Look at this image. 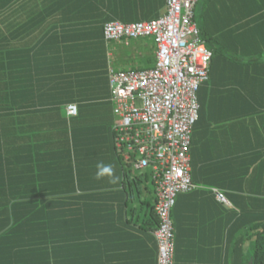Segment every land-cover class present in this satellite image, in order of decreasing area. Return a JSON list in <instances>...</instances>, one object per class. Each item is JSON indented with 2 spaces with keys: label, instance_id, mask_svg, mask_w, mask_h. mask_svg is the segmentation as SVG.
Segmentation results:
<instances>
[{
  "label": "crops",
  "instance_id": "crops-1",
  "mask_svg": "<svg viewBox=\"0 0 264 264\" xmlns=\"http://www.w3.org/2000/svg\"><path fill=\"white\" fill-rule=\"evenodd\" d=\"M204 1L203 23L214 34L228 33L245 22L246 28L262 30V37L230 42L232 55L212 60L208 78L197 92L198 118L189 149L194 188L177 194L171 209L173 264H239V197L251 196L248 202L258 206L264 203V0ZM99 3L78 8L59 0H5L0 12L5 52L0 53V60L5 61L7 88L20 89L22 97L16 105L21 111L6 104L4 120L6 124L18 122L21 112L39 108L33 113L35 122L50 125L53 121L58 126L57 137L47 135L44 140L62 152L72 146V156L81 159L76 162L78 178L62 184V203L69 209L63 206L56 220L64 226L65 217H70L69 264H156L154 185L149 170L129 173L115 156L107 79L113 54L99 30L110 14L121 20L153 19L164 13L165 0H136L115 8L109 0ZM139 40L122 44L120 51H131L125 58L141 59L148 53L155 59L152 40ZM51 88L56 93L49 103L32 102ZM69 103L76 104L75 115L67 114ZM256 107L260 109L255 113ZM63 136L66 146L59 142ZM101 139L100 146L91 144ZM98 161L114 165L117 183L94 179ZM81 188L87 190L88 199L76 196ZM217 192L226 202L217 199ZM65 231L59 233L64 240L60 255L67 251Z\"/></svg>",
  "mask_w": 264,
  "mask_h": 264
},
{
  "label": "built area",
  "instance_id": "built-area-1",
  "mask_svg": "<svg viewBox=\"0 0 264 264\" xmlns=\"http://www.w3.org/2000/svg\"><path fill=\"white\" fill-rule=\"evenodd\" d=\"M198 0H165L157 18L103 25V38L122 41L149 37L154 41L153 68H108L113 112L114 144L134 169H147L153 181L158 224L156 264H173L171 209L177 194L192 190L189 147L197 120V90L208 78L211 51L199 36L193 19ZM75 104L66 105L71 114ZM226 202L221 192L216 193Z\"/></svg>",
  "mask_w": 264,
  "mask_h": 264
},
{
  "label": "trees",
  "instance_id": "trees-1",
  "mask_svg": "<svg viewBox=\"0 0 264 264\" xmlns=\"http://www.w3.org/2000/svg\"><path fill=\"white\" fill-rule=\"evenodd\" d=\"M100 1L101 0H59L62 4L75 5L78 6V8L86 5L91 8L100 6ZM134 1L136 0H109V4L111 8H115L116 5H121L122 7L125 3L131 4ZM5 7V0H0V12L3 11ZM110 15L109 18L102 22L99 30L105 46H108L110 41L106 42L103 38L102 30L104 23L112 20L121 22L145 21L135 18H123L121 20L114 14ZM121 15L126 14L121 13ZM157 17L156 14L154 18ZM245 25L246 23L244 22L241 23L238 28L230 30L228 33H226L227 31H223L217 32V34L206 29L205 23H201V25L197 27L199 35L203 33L208 35L209 38H212L213 46H211V48L206 46L211 51L208 71H210L213 59L232 55V51L229 47L233 44L230 42L237 40L244 41L247 40L248 37H262V30H259L256 26L246 28ZM0 32L3 34L1 37L2 43H0V48H2L0 49V53H4V27L0 29ZM252 33L254 36L251 35ZM200 38L204 41L202 37ZM61 41L62 44H64L63 40ZM117 42L127 43L128 41L125 42V40H122ZM152 42L154 43L153 40ZM217 42L220 44L219 46H217ZM4 63V60H0V264H60V261L69 264L70 217L69 215L65 217L66 223L64 226H61V222L59 223V221L56 224V220L60 219V210L63 206H65L64 208L66 211L69 209L68 205H63L64 203H62V201L64 202V197L61 196L64 192L62 184L63 182H68L70 178H78L76 171L79 167L76 165L77 158L74 155L72 156V146H69L67 152H62L61 150H54V147L49 144V141L44 140V137L46 138L47 135L49 137L55 136L58 132V126H56L52 120L51 124L47 126L40 124V122H35L32 117H34V114H36L34 112L38 111L39 108H31L30 110L33 109V112H21L17 116L18 122L6 124L4 120L6 104H10L12 109L16 111H21V109H16V105L18 101L20 102L22 95L20 89L18 91H13L10 85L7 88ZM109 67L112 66L110 65ZM123 70L138 69L131 68ZM263 79L262 77V81ZM53 91L54 89L51 88L47 92L37 94L39 98L37 100L33 99L34 101L32 102L34 104L49 103V97H52L53 93H56ZM23 94L24 96L29 95ZM33 97H35V94H33ZM109 100L112 103L111 109L113 112L114 102L111 100L110 90ZM12 103L15 107H13ZM259 109L260 108L256 107L254 112H258ZM23 120H27V122L23 123ZM116 120L117 118L113 120V123ZM110 133L113 150L120 166L123 170H125L124 167L134 169L129 160L123 159L122 152L117 150L113 140L112 129ZM61 141L63 145H68L67 142H65V136H63L59 142ZM79 190L82 192L76 195L78 199H88L87 190L85 191V189L82 188ZM98 196H100V194H98ZM114 197H116V195H114ZM250 197L251 196H248V198L239 197V203L236 205L239 211L238 262L239 264H264V203L259 206L258 204L250 203L248 202L252 199ZM69 198L70 197H67L66 203H68ZM73 200H75L76 203L77 199L73 198ZM81 227L82 232L86 230L83 225V220L81 221ZM63 228L66 229V236L64 238L68 245L67 251L65 250V252H62L60 255L58 249L60 244H63L62 241L64 240L60 238L59 233Z\"/></svg>",
  "mask_w": 264,
  "mask_h": 264
},
{
  "label": "rangeland",
  "instance_id": "rangeland-1",
  "mask_svg": "<svg viewBox=\"0 0 264 264\" xmlns=\"http://www.w3.org/2000/svg\"><path fill=\"white\" fill-rule=\"evenodd\" d=\"M205 1L203 0V2H201V0L195 4L194 6V21L195 23L197 24V27L201 25V23L204 22V8H205ZM153 3H151V9H153ZM148 17H153V16H146V17H143V19H146ZM200 37H202L205 41V45L208 47V48H211V46H213V43H212V38H209L208 35H205L203 33H201L199 35ZM142 38V37H140ZM147 38V37H145ZM149 38V37H148ZM206 39V40H205ZM129 41V43L133 44V43H138L140 42L141 40H139V38L137 39H129L127 40ZM122 44H124V42L120 43V42H117V41H110L108 43V47H109V50L112 51L111 53L113 54V56H111V59H110V65L114 68V69H117L118 67L122 68V69H137V68H141L142 66V63L143 65H145V67H149V68H153L154 65H155V59H153V55L152 54H146L144 55L143 58L140 59V57L138 56H131L133 58H128L126 59L125 56L126 54L127 55H130V50L127 51V53L125 51H120L121 47H122ZM120 51V52H119ZM121 59V60H120ZM142 69V68H141ZM145 69V68H143ZM105 113H110V111H105ZM111 116L112 118L116 119L117 116L114 115V113L112 112V109H111ZM47 126V125H46ZM66 127V126H65ZM68 131L70 130L69 127L67 128ZM103 143V140H99V141H91V144L96 147V146H100L101 144ZM113 146V145H112ZM82 150V153L85 154V151L83 149V147L81 148ZM79 151V150H78ZM77 151V152H78ZM80 151V152H81ZM91 153L92 150H91ZM76 158L78 157V155L76 154L75 156ZM81 159H77L76 162L79 163ZM96 161V159H95ZM146 171V169H144ZM142 170V171H144ZM127 171L129 173L131 172H134V173H139L140 170H134L132 168H127Z\"/></svg>",
  "mask_w": 264,
  "mask_h": 264
},
{
  "label": "clouds",
  "instance_id": "clouds-1",
  "mask_svg": "<svg viewBox=\"0 0 264 264\" xmlns=\"http://www.w3.org/2000/svg\"><path fill=\"white\" fill-rule=\"evenodd\" d=\"M71 114H76L75 106L72 107ZM95 167L96 171L94 173V179L102 180L107 178L108 182L111 184H115L118 182L119 177L115 174L114 165H112L111 163L106 164L103 161H98Z\"/></svg>",
  "mask_w": 264,
  "mask_h": 264
}]
</instances>
